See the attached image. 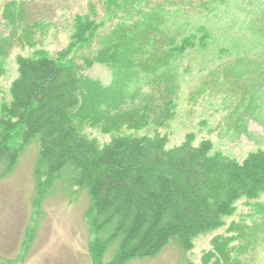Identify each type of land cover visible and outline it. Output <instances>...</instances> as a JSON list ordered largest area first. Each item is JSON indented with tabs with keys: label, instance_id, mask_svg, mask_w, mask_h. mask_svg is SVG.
<instances>
[{
	"label": "rangeland",
	"instance_id": "obj_1",
	"mask_svg": "<svg viewBox=\"0 0 264 264\" xmlns=\"http://www.w3.org/2000/svg\"><path fill=\"white\" fill-rule=\"evenodd\" d=\"M207 2L0 0V112L12 100L17 57L57 59L72 42L79 18L103 24L99 35L70 57L82 64L112 46L115 29L134 28L151 10L175 24L182 7L187 32L204 24L212 34L209 44L171 56L160 44L144 45L127 65L100 63L84 71L86 81L109 93L95 117L99 124L88 120L81 132L101 144L114 133L159 132L168 136L169 147L194 134L196 146L210 140L215 151L239 161L264 150V0ZM170 28L175 31L176 24ZM9 146L18 158L12 168L0 159V264H112L119 240L100 254L91 250L111 233L92 227L88 190L74 187L69 172L52 186L38 177L37 138L22 145L15 134ZM224 221V227L195 239L192 250L172 240L153 257L123 264H264V194L238 201L235 214Z\"/></svg>",
	"mask_w": 264,
	"mask_h": 264
},
{
	"label": "trees",
	"instance_id": "obj_2",
	"mask_svg": "<svg viewBox=\"0 0 264 264\" xmlns=\"http://www.w3.org/2000/svg\"><path fill=\"white\" fill-rule=\"evenodd\" d=\"M182 9L175 13V31L171 20L151 10L153 16L134 28L115 29L112 46L84 58L82 64L70 57L95 39L103 24L89 16L79 18L72 42L57 59L17 57L12 100L1 107L0 159L5 157L8 168L16 164L18 154L9 146L12 135H18L22 145L37 138L38 177L52 186L69 172L74 187L88 190L92 227L98 233H111L106 241L97 239L91 250L100 254L107 244L119 240L112 264L153 257L172 240L192 250L195 239L224 227L238 201L257 200L264 194V150L239 161L215 151L210 140L196 146L194 134L169 147L168 136L159 132L152 136L114 133L101 144L80 130L88 120L99 124L95 117L100 116L99 105L109 93L108 88L103 92L86 81L84 71L100 63L127 65L144 45L160 44L171 56L209 44L212 34L204 24L187 32ZM11 15L14 18L15 12Z\"/></svg>",
	"mask_w": 264,
	"mask_h": 264
}]
</instances>
